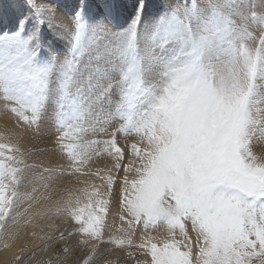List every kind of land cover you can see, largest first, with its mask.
Listing matches in <instances>:
<instances>
[{
    "label": "snow or ice",
    "instance_id": "1",
    "mask_svg": "<svg viewBox=\"0 0 264 264\" xmlns=\"http://www.w3.org/2000/svg\"><path fill=\"white\" fill-rule=\"evenodd\" d=\"M20 7L0 28V113L15 120L0 131V238L52 222L19 264L58 241L35 264H121L117 249L132 264H264V0H169L151 19L82 0L62 56L42 43L57 0ZM118 134L135 137L127 163ZM103 156L111 167H87Z\"/></svg>",
    "mask_w": 264,
    "mask_h": 264
},
{
    "label": "bare ground",
    "instance_id": "2",
    "mask_svg": "<svg viewBox=\"0 0 264 264\" xmlns=\"http://www.w3.org/2000/svg\"><path fill=\"white\" fill-rule=\"evenodd\" d=\"M137 1L135 0L134 2V0H90V5L92 6L93 10H96V6H102L105 3H113L116 5H120V6H126L127 10L130 11L133 4L136 3ZM140 2L145 5L146 18L151 19L157 12H159L162 9L163 6L167 5L169 0H141ZM11 3L14 4L15 1L9 0L6 4L0 3V28H5V29L12 28L15 24L17 16L21 12V10L18 9L16 5L11 7L10 6ZM80 3H82V0H60L59 2L60 7L57 9L58 19L54 21L51 26L45 27L44 33H43L44 38L42 36V43H43L46 53L50 52L52 55H57V56H62L64 54V53L61 54L59 47L66 45V49H67L68 32L72 24V12L74 8H76V6ZM119 11L122 13L119 16V21L123 23L127 16V11H124L123 7H121ZM8 13H11V14L9 15ZM57 24H59V26H61L64 31H59L58 29H56ZM66 34H67V38L64 37V35ZM44 41L45 42L47 41L48 43L45 44ZM4 103L5 102L3 100H0V106H2ZM5 128H9V129L15 128V120L11 116V113H8L6 115L0 113V131H3ZM58 134L59 133L57 132L55 128L54 122L50 119L48 126H47V136H48L47 143L49 147L55 144V138ZM123 138L124 139L126 138L125 140L128 141V145H130L135 139V137H125L123 135L118 134L117 136L118 140L122 141ZM20 144L24 148L29 147V142L27 138L21 140ZM254 151H256L258 154H264V142H260L259 144L254 145ZM128 155H129L128 153L125 154V156H127V160L125 159L126 162L124 161L122 163L128 162ZM100 159L94 158L93 159L94 163L93 164L90 163L87 167L89 169L95 170L97 168H104L106 166L111 167L112 164L114 163L112 159H109L107 163L106 161L108 160L107 158L104 160L106 161L107 164L105 166H103V164L102 166H100L98 164V161ZM101 160H103V158ZM121 175H124V173H122ZM75 179H76L75 176L66 177L64 178L61 186L63 187L70 186L71 184L75 183ZM81 179H86V177H81ZM96 183H100V181L97 179ZM114 187H117V186H114ZM118 200H119V194L117 191L114 196L113 204L110 206L109 217L107 221L108 224L112 226V231L107 232L105 237H107L108 235H112L113 233H115L116 228H119L120 226H122V222L120 221L119 215L117 214L119 212ZM45 221L46 220L40 222L41 227L43 228V231H40L39 228L36 229L37 231L36 237H33L31 235V232L33 230L32 226H29L26 231L22 230L17 236V238L15 239H10L8 234L5 233V235L2 238H0V264H19V262L16 260L17 255H20L21 259H23L27 255H29V252H31L35 248L40 247L44 243V241L41 240L40 237L44 235L45 231L46 232L48 231L47 227L43 226ZM123 227L127 228V225L123 224ZM138 228H137V235L136 237H134L136 242L139 241V235L143 232V229L141 227H138ZM150 231L153 235H157V234L163 235L164 234L162 229H150ZM55 234H58V233H55ZM189 234L193 237V240H195V234L191 232L190 225H189ZM5 244H8L9 246L6 248ZM64 244H65V241H58V242L52 243L46 250L38 252L37 256L34 257L32 261H29V264H35L36 259H48L49 257L54 258V254L62 251ZM26 245L28 246V251H25L21 254V251H20L21 248H23ZM109 247H112V246L109 245ZM75 256H76V253H72L69 256V259L70 260L75 259ZM123 256H124V253L121 250L117 249L108 258L112 260H120L121 264H132V261L130 260L124 261ZM137 256L143 259V257L139 256V253H137Z\"/></svg>",
    "mask_w": 264,
    "mask_h": 264
},
{
    "label": "rangeland",
    "instance_id": "3",
    "mask_svg": "<svg viewBox=\"0 0 264 264\" xmlns=\"http://www.w3.org/2000/svg\"><path fill=\"white\" fill-rule=\"evenodd\" d=\"M9 0H0V3L1 4H6L7 2H8ZM10 1H12V0H10ZM13 1H15V3L13 4V3H11V7H13V6H17L18 7V9H20L21 10V7H20V3H21V0H13ZM137 1V0H136ZM141 0H138L136 3H141L140 2ZM59 2H60V0H57V3L59 4ZM134 2H135V0H134ZM249 2L250 3H259V0H249ZM136 3H134V4H136ZM257 10H259V9H257ZM9 15L11 14V13H8ZM58 15V14H57ZM14 17H15V15H14ZM56 29H58L59 31H64L63 29H62V27L61 26H59V24H57L56 25ZM64 37L65 38H67V34L66 35H64ZM43 38H44V36H43ZM64 41V40H63ZM45 42V41H44ZM48 42L46 41L45 42V44H47ZM64 43V42H63ZM60 48V52H61V54H63L64 53V50L66 49V45H63V46H60L59 47ZM126 139V138H125ZM124 138H123V140L121 141V140H118V144L122 147V148H125V154L126 153H128L129 154V152L127 151L128 150V148L126 147V145H128V141L127 140H125ZM126 158V160H127V156H125ZM103 158V160H101V159ZM100 158H98V159H100L99 161H98V164L100 165V166H102V164H103V166H105L107 163H108V161H109V159H111V157H106V156H104V157H100ZM108 158V160H106L107 161V163H106V161H104L105 159H107ZM126 160H124L125 162H126ZM123 161V162H124ZM102 162V163H101ZM105 164H104V163ZM92 164L94 163V161L93 162H91ZM122 170V171H121ZM121 170H120V174L118 173V176L119 177H122L123 175H121L122 173H123V168H121ZM52 221H49V220H46L45 222H44V224H43V226H45L46 227V225L48 224V223H51ZM56 223H59V221H56ZM139 229V228H138ZM48 230V229H47ZM46 232V231H45ZM107 237H105V239H106Z\"/></svg>",
    "mask_w": 264,
    "mask_h": 264
}]
</instances>
